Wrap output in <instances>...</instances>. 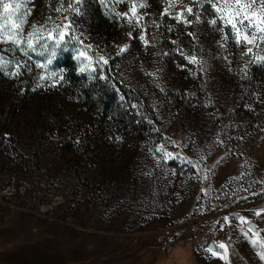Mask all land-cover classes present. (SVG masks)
Wrapping results in <instances>:
<instances>
[{
	"label": "rangeland",
	"instance_id": "rangeland-1",
	"mask_svg": "<svg viewBox=\"0 0 264 264\" xmlns=\"http://www.w3.org/2000/svg\"><path fill=\"white\" fill-rule=\"evenodd\" d=\"M58 2L29 3L34 11L26 31L47 15H57L52 9ZM141 2L148 5L139 9L140 14H147L145 23L159 20L162 5L166 6L164 0ZM188 3L183 0L174 11ZM82 10L77 27L86 37L84 42L92 44L100 55L112 58L108 65L111 71L116 69L128 85L148 99L157 122L142 111L148 121H155V125L148 123L150 139L121 150L110 149L100 141L71 148L52 135L32 108H24L28 101L20 100L28 87L32 92L42 88L44 95L54 82L65 81L64 59L73 61L79 71L76 46L71 43L56 49L48 69H35L17 78L0 75V264H223L201 247L212 240L230 242L231 264H264L238 229L226 226L221 231L216 223L224 215L240 213L264 228V222L251 217L252 208L264 207V197H250L248 202L237 204L219 191L228 175L237 174L242 159L251 161L253 173L264 171V132L256 127H264V105L256 103L257 94L264 99V65L251 66L250 79L241 80L239 50L230 47L235 53L234 59L230 57L231 65L213 59L212 54L218 51L215 41L220 36L207 25H200L195 27L198 47H203L208 67L202 74L197 66L189 65L193 75L181 70L180 65L186 61L177 45L170 43L177 40L185 52L194 50L182 26H177L174 33L164 27L158 31L149 27V37L158 39L153 41L154 46L145 47L136 38L133 26L110 17L98 0H84ZM114 11L127 12V4L115 6ZM163 23L174 25L175 21L165 17ZM130 32L133 39H129ZM124 45H128V51L116 56ZM37 60L45 62V58L33 55V61ZM104 70L97 67L91 75L103 76ZM52 72L58 75L38 80L39 75ZM147 72L157 75L148 76ZM247 105L256 112L248 111ZM154 127L160 132L153 131ZM217 132H221L226 146L215 149L207 163L211 165L230 151L215 169L212 186L217 191L212 198L202 197L197 202L198 182L189 180L182 186L187 177L179 175L181 168L188 175L191 172L178 160L161 162L162 168L154 169L161 178L151 184L142 175V170L153 167L148 148L165 142L164 136L177 141L191 138L201 145L210 142ZM228 136L234 139L228 140ZM168 150L178 151L171 146ZM182 154L191 156L192 151L184 149ZM170 169L178 173L168 178L172 183L163 176ZM255 190L259 191V186ZM216 195L221 198L215 199ZM163 237L172 239L171 248L164 247Z\"/></svg>",
	"mask_w": 264,
	"mask_h": 264
},
{
	"label": "snow or ice",
	"instance_id": "snow-or-ice-1",
	"mask_svg": "<svg viewBox=\"0 0 264 264\" xmlns=\"http://www.w3.org/2000/svg\"><path fill=\"white\" fill-rule=\"evenodd\" d=\"M34 0H0V75L6 77L17 78L21 75L34 72L35 69H48L53 64L56 56V49L62 45L69 43L74 44L77 55L75 60L79 62V72H88L90 75L97 71V67L101 71L110 64L111 57L100 55L99 51L94 50L92 44H86V37L81 29L77 27L79 19L83 15L84 0H59L52 11L57 14H49L40 23H32L29 30V19L34 9L29 7V3ZM108 11L112 18H119L132 25L137 31L138 38L143 42L145 47L154 46L153 41L158 39L157 36L147 32L149 27L155 28L157 31L164 27L167 32L174 33L177 26H182L186 31L183 35L187 36L193 45L192 52H185L180 48L177 40H170V43L177 45V51L186 63L180 65L182 71H189L195 74L189 65L197 66L196 70L200 73H206L208 61L204 59L202 53L203 47L199 45V32L195 30L196 26L207 25L211 31L220 36L215 41L218 51L212 54L213 59H223L229 65L232 64V57L235 53L230 51V47L239 50V60L241 65L238 69L241 80H249V70L254 65H264V0H189L188 4L176 12L174 9L177 4L183 3V0H164L166 6L162 5V11L159 13V20L152 19L149 23H145L146 13L140 14L139 9H146L148 5L141 0H98ZM127 4V12H115V6ZM52 7L51 4L48 5ZM167 17L174 20V25L164 24L163 21ZM192 29V30H188ZM129 39H133L130 32ZM128 51V45L119 47L116 56H120ZM161 55V53H157ZM167 55V53H162ZM33 55L45 58V62L39 60L33 61ZM20 58H17V57ZM247 57L248 59H245ZM96 65V67H94ZM14 69V70H13ZM229 68V71H232ZM148 76H156V72L145 73ZM58 73L52 72L49 75H39V81L51 79ZM101 79H107V76H101ZM63 79V76H60ZM59 83V81L54 82ZM42 87L41 84L37 85ZM161 92L162 87L157 85ZM256 103L264 105V99L259 94L256 95ZM135 107V106H134ZM248 111L255 113L256 109L251 105L246 106ZM264 111V108L261 109ZM149 124L155 125L154 120H149ZM228 126H225V128ZM260 132H264V127L256 125ZM153 131L159 133L160 128L154 127ZM224 132V129H221ZM221 132H217L210 142H204L197 145L191 138L185 141H177L171 137L164 136L165 142L149 147L148 153L152 157L153 167L147 171L142 170V175L148 178L149 183L153 179L159 180L161 177L156 175L154 169L162 168V163L169 161H181L183 165L188 167L191 175H188L183 168L179 175L186 176L187 179L182 181V186L187 184L189 180L200 183L199 194L196 197L197 202L202 197L212 198L213 193L217 190L212 186V178L215 175V169L221 165L227 158L228 151L224 155L213 161L211 165L207 163L212 152L217 148H225L226 140L222 138ZM240 136L239 139H243ZM228 140L234 137L228 136ZM177 148L178 151L172 152L168 150V146ZM184 149H190L192 155L182 154ZM237 157H242L241 153H233ZM251 161L242 159L238 164L237 174H230L226 181L220 186L219 191L223 196L228 197L233 203H239L241 200L248 202L250 197H264V171L259 174L253 173ZM178 173L175 169H170L163 173L165 180L172 183L169 177H175ZM259 186V191L255 189ZM240 193H246L241 196ZM155 195V192H153ZM220 195H216L215 199H220ZM223 207H228L226 202ZM251 217L256 218L260 222H264V207H254L251 209ZM216 223L220 226L219 230L223 231L226 226L232 229H238L243 237L257 250L256 255L261 261H264V228L258 226L253 219L241 215L240 213L227 214ZM231 237H229V241ZM204 251L211 257L218 258L224 264L230 262V242L215 241L205 242Z\"/></svg>",
	"mask_w": 264,
	"mask_h": 264
},
{
	"label": "trees",
	"instance_id": "trees-1",
	"mask_svg": "<svg viewBox=\"0 0 264 264\" xmlns=\"http://www.w3.org/2000/svg\"><path fill=\"white\" fill-rule=\"evenodd\" d=\"M62 65L66 67L65 81L50 87L44 95L42 88L32 92L28 87L20 100L28 101L24 108H32L52 135L71 148L100 141L110 149L121 150L150 139L148 120L142 111L157 122L154 109L116 69L111 71L106 66L103 76L108 78L101 79L100 75L80 73L70 59H64Z\"/></svg>",
	"mask_w": 264,
	"mask_h": 264
},
{
	"label": "built area",
	"instance_id": "built-area-1",
	"mask_svg": "<svg viewBox=\"0 0 264 264\" xmlns=\"http://www.w3.org/2000/svg\"><path fill=\"white\" fill-rule=\"evenodd\" d=\"M162 242H163V245L166 249H169L173 246V241L172 239L168 238V237H163L162 238Z\"/></svg>",
	"mask_w": 264,
	"mask_h": 264
},
{
	"label": "water",
	"instance_id": "water-1",
	"mask_svg": "<svg viewBox=\"0 0 264 264\" xmlns=\"http://www.w3.org/2000/svg\"><path fill=\"white\" fill-rule=\"evenodd\" d=\"M212 241H213V240H212ZM212 241H211V242H212ZM223 263H224V262H223Z\"/></svg>",
	"mask_w": 264,
	"mask_h": 264
},
{
	"label": "crops",
	"instance_id": "crops-1",
	"mask_svg": "<svg viewBox=\"0 0 264 264\" xmlns=\"http://www.w3.org/2000/svg\"><path fill=\"white\" fill-rule=\"evenodd\" d=\"M224 264V263H223Z\"/></svg>",
	"mask_w": 264,
	"mask_h": 264
}]
</instances>
